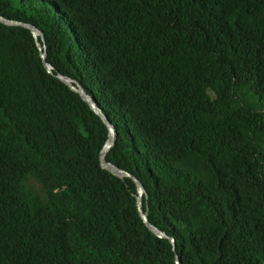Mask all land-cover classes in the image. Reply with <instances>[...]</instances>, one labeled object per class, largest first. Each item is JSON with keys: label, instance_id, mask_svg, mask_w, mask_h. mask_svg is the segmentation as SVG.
<instances>
[{"label": "trees", "instance_id": "obj_1", "mask_svg": "<svg viewBox=\"0 0 264 264\" xmlns=\"http://www.w3.org/2000/svg\"><path fill=\"white\" fill-rule=\"evenodd\" d=\"M0 264H264V0H0ZM94 98L109 127L58 77Z\"/></svg>", "mask_w": 264, "mask_h": 264}, {"label": "water", "instance_id": "obj_2", "mask_svg": "<svg viewBox=\"0 0 264 264\" xmlns=\"http://www.w3.org/2000/svg\"><path fill=\"white\" fill-rule=\"evenodd\" d=\"M0 22L5 26H12V27H21L24 29L29 30L31 33L33 40L35 42V46L39 52L40 59L42 61V64L44 68L46 69L48 74H51L52 68L46 65L45 59H46V53H45V43H44V37L42 33L37 29L35 26L19 22L15 20H9L7 18L2 17L0 14ZM60 81H62L66 87H68L72 92L76 93L80 96V98L89 105L91 110L109 127L110 135L109 139L107 140L102 152H101V165L102 168L112 173L114 176H117L120 179L124 178H130L133 183L135 184L136 188V208L138 214H140L142 221L146 225V227L149 229V231L154 234L159 239H165L169 240L172 245H175V241L172 238H168L163 233L159 232L156 228H154L148 220L147 213L144 212V199L146 198V191L144 186L140 181H138L135 177H133L129 172L112 165L111 163H108L106 161V156L109 153V151L114 147L116 143V130L113 124L110 122V120L103 114L102 110L98 107V105L95 103L94 98L91 97L89 94L86 93V91L76 82L72 81L71 79H67L64 77H58ZM176 264H181V261L179 258H177Z\"/></svg>", "mask_w": 264, "mask_h": 264}]
</instances>
